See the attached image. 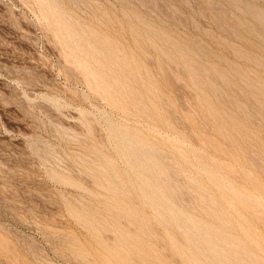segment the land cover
I'll list each match as a JSON object with an SVG mask.
<instances>
[{
	"label": "rangeland",
	"instance_id": "1",
	"mask_svg": "<svg viewBox=\"0 0 264 264\" xmlns=\"http://www.w3.org/2000/svg\"><path fill=\"white\" fill-rule=\"evenodd\" d=\"M0 264H264V0H0Z\"/></svg>",
	"mask_w": 264,
	"mask_h": 264
},
{
	"label": "bare ground",
	"instance_id": "2",
	"mask_svg": "<svg viewBox=\"0 0 264 264\" xmlns=\"http://www.w3.org/2000/svg\"><path fill=\"white\" fill-rule=\"evenodd\" d=\"M211 248V247H210Z\"/></svg>",
	"mask_w": 264,
	"mask_h": 264
}]
</instances>
